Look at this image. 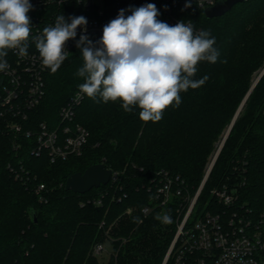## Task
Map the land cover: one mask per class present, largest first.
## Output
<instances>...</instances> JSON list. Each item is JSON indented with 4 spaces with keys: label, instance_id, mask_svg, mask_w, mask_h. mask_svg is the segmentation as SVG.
I'll list each match as a JSON object with an SVG mask.
<instances>
[{
    "label": "trees",
    "instance_id": "16d2710c",
    "mask_svg": "<svg viewBox=\"0 0 264 264\" xmlns=\"http://www.w3.org/2000/svg\"><path fill=\"white\" fill-rule=\"evenodd\" d=\"M198 21L215 38L217 61L198 63L194 78L208 79L182 92L180 105L168 106L160 121L144 122L139 108L125 112L120 101L86 96L73 122L90 133L83 154L56 163L47 151L33 153L37 133L17 140L0 131V264H103L94 254L97 244L111 246L106 264H163L187 203L175 197L162 204L155 182L168 171L184 180L187 194L195 195L216 143L251 90L254 75L264 69V0H246L213 19L200 11ZM82 65L75 45L55 74L47 72L46 95L31 112L34 132L43 123L50 130L60 126L61 109L84 82L76 75ZM97 164L118 172V182L86 194L66 189L69 177ZM42 184L46 189L38 193ZM224 185L238 190V208L262 213L264 75L240 112L188 224L204 206L205 211H224L212 194ZM145 207L150 208L147 215ZM129 208L133 212L126 214ZM164 213L171 223L155 219Z\"/></svg>",
    "mask_w": 264,
    "mask_h": 264
},
{
    "label": "built area",
    "instance_id": "2783aa9c",
    "mask_svg": "<svg viewBox=\"0 0 264 264\" xmlns=\"http://www.w3.org/2000/svg\"><path fill=\"white\" fill-rule=\"evenodd\" d=\"M188 2L189 0H30L32 10L27 15L31 19L32 30L28 54L21 57L16 51L10 50V57L6 58L9 67L0 71V131L12 134L17 140L20 137L31 138L37 133V145L33 153L40 156L41 152L47 151L51 163L81 156L90 133L81 125H73L76 110L86 97L83 94L78 97L79 91L61 109V123L57 129L50 130L45 123L40 124L36 132L30 128L31 112L46 95V74L49 71L42 66L34 38L41 35L45 27L54 26L59 15L63 14L66 20L72 16H84L87 19L86 32L78 28L76 38L66 43L69 57L81 34L87 35L92 41L99 40L103 27L115 19L121 9L125 10V16H129V9L148 3L156 5L160 12L159 20L169 25L185 21L191 23L198 33L202 31L198 14L216 6L219 0H191V6L185 7ZM19 146L17 144L16 148ZM119 177L118 172H113L110 183L116 184ZM184 184L183 179L173 177L168 171H162L155 182L162 204L169 203L175 197L184 199L187 203L185 216L163 263L264 264V210L256 214L249 208H238V190L224 185L212 192L217 204L225 208L224 211L207 210L188 224L201 194L202 184L193 196L186 193ZM45 189L46 186L42 184L37 192L41 193ZM41 199H44L42 194ZM95 203L102 205V200ZM132 212L133 209L129 208L126 214ZM142 212L147 215L150 208L145 207ZM104 224L105 222L102 226ZM105 251L106 244H97L94 248L96 256Z\"/></svg>",
    "mask_w": 264,
    "mask_h": 264
},
{
    "label": "clouds",
    "instance_id": "9594fccd",
    "mask_svg": "<svg viewBox=\"0 0 264 264\" xmlns=\"http://www.w3.org/2000/svg\"><path fill=\"white\" fill-rule=\"evenodd\" d=\"M191 6V0L185 7ZM32 10L30 0H0V71L9 67V50L24 57L28 54ZM121 9L117 17L103 27L97 42L81 34L76 42L83 65L76 75L84 82L78 85L81 94L104 103L120 101L125 112L139 108V118L158 122L168 106L178 107L181 93L202 86L208 77L195 79L198 63H215L218 50L210 32H196L191 23L175 25L158 19L160 12L153 3ZM70 21V22H69ZM87 19L64 15L56 17L55 25L43 29L34 38L42 66L55 74L68 58L66 43L74 40L78 28L86 32ZM155 219L171 223L168 213Z\"/></svg>",
    "mask_w": 264,
    "mask_h": 264
},
{
    "label": "water",
    "instance_id": "95a60500",
    "mask_svg": "<svg viewBox=\"0 0 264 264\" xmlns=\"http://www.w3.org/2000/svg\"><path fill=\"white\" fill-rule=\"evenodd\" d=\"M246 2V0H219V2L217 3L216 6L207 9L205 11V15L208 19H213V18H217V17H221L223 15H225L226 13H228L234 6L244 3ZM264 75V69L262 70V72L260 73V75L257 77V79L255 80L251 90L249 91V93L247 94V96L245 97L243 103L241 104L240 108L238 109L230 127L228 128L224 139L222 140L217 153L215 155V157L213 158V161L207 171V174L204 178V181L202 183V189L205 185V183L207 182L213 168L214 165L240 115V112L242 111L244 105L246 104L250 94L252 93L253 89L255 88V86L258 84V82L260 81V79L263 77ZM113 171L111 169L106 168L103 164H97V165H93L91 167H89L84 173L82 172H78L73 174L71 177H69V179L66 182V189L68 191H73L74 193H78V194H86L87 192L91 191L93 188H99L101 186H105L108 185L111 181V177H112ZM35 222H37V218L35 217ZM165 264V263H163Z\"/></svg>",
    "mask_w": 264,
    "mask_h": 264
},
{
    "label": "rangeland",
    "instance_id": "374dc122",
    "mask_svg": "<svg viewBox=\"0 0 264 264\" xmlns=\"http://www.w3.org/2000/svg\"><path fill=\"white\" fill-rule=\"evenodd\" d=\"M260 71H261V70H260ZM260 71H258V73H256V74L254 75L253 80H255V79L258 77ZM224 136H225V134L223 135V137H221V140H220L219 142L216 143L215 150L213 151V153H212L211 156L209 157V160H208V163H207V166H206V173H207V171H208V169H209V167H210V165H211V163H212V161H213V158L215 157V155H216V153H217V150H218V148H219V146H220L222 140L224 139ZM203 180H204V179H203ZM206 209H207V208L204 206L203 210H201V215L205 212ZM179 225H180V223H179ZM178 227H179V226H178ZM177 232H178V231H177ZM108 243H109V242H108ZM172 243H173V242H172ZM171 245H172V244H171ZM106 246H107V251H105L103 254L97 256V257H98V260H99L101 263H103V264L108 263L109 260H110L111 255L113 254V251H112V249H111L110 244H106ZM170 247H171V246H170ZM169 249H170V248H169ZM168 251H169V250H168ZM167 253H168V252H167ZM166 255H167V254H166ZM165 258H166V256H165ZM165 258H164V260H165Z\"/></svg>",
    "mask_w": 264,
    "mask_h": 264
}]
</instances>
